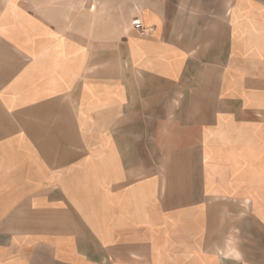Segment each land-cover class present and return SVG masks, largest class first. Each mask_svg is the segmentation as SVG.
Segmentation results:
<instances>
[{
    "label": "crops",
    "instance_id": "0c3cea01",
    "mask_svg": "<svg viewBox=\"0 0 264 264\" xmlns=\"http://www.w3.org/2000/svg\"><path fill=\"white\" fill-rule=\"evenodd\" d=\"M0 264H264V0H0Z\"/></svg>",
    "mask_w": 264,
    "mask_h": 264
},
{
    "label": "rangeland",
    "instance_id": "374dc122",
    "mask_svg": "<svg viewBox=\"0 0 264 264\" xmlns=\"http://www.w3.org/2000/svg\"><path fill=\"white\" fill-rule=\"evenodd\" d=\"M4 3H10L11 0H3ZM22 2L25 4V5H30V6H38V5H53L56 3V0H22ZM132 8H134V6H131ZM130 8V6H129ZM129 8H123V10H121L122 12V16L123 14L126 15V12L129 11ZM138 9V8H137ZM140 12L141 10L138 9ZM136 19H139V20H143L142 18H136ZM136 19H133V21L131 22V24H133V22L136 20ZM121 20H123L121 18ZM132 28V27H130ZM124 30V29H123Z\"/></svg>",
    "mask_w": 264,
    "mask_h": 264
},
{
    "label": "built area",
    "instance_id": "2783aa9c",
    "mask_svg": "<svg viewBox=\"0 0 264 264\" xmlns=\"http://www.w3.org/2000/svg\"><path fill=\"white\" fill-rule=\"evenodd\" d=\"M95 0H86V2H94ZM133 27L134 29H136L137 31H140L142 33L145 32V29L143 27V24L142 22L139 20V19H136L134 22H133Z\"/></svg>",
    "mask_w": 264,
    "mask_h": 264
},
{
    "label": "bare ground",
    "instance_id": "6f19581e",
    "mask_svg": "<svg viewBox=\"0 0 264 264\" xmlns=\"http://www.w3.org/2000/svg\"><path fill=\"white\" fill-rule=\"evenodd\" d=\"M141 21V20H140Z\"/></svg>",
    "mask_w": 264,
    "mask_h": 264
}]
</instances>
